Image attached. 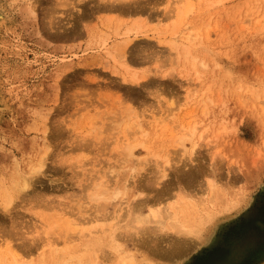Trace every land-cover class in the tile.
<instances>
[{"label":"rangeland","instance_id":"rangeland-1","mask_svg":"<svg viewBox=\"0 0 264 264\" xmlns=\"http://www.w3.org/2000/svg\"><path fill=\"white\" fill-rule=\"evenodd\" d=\"M186 1L0 0L11 17L0 31V264H89L90 245L95 264H167L154 251L176 237L168 220L180 205L217 192L218 208L237 198L244 208L223 230L249 208L264 209V0H189L181 29L195 36L200 79L171 70L173 57L156 41L177 37L159 30ZM51 15L63 22L60 34L50 33ZM127 36L134 39L124 62L147 74L140 83L122 80L107 55L122 60ZM194 145L204 169L215 164L212 189L211 169L199 177L201 188L174 182L176 167L193 166ZM44 153L47 166L32 177L27 165ZM166 158L177 185L162 202L141 207L151 219L161 208L166 226L148 222L149 233L123 226L135 194L155 192ZM21 175L31 177L25 190ZM67 215L79 231L97 229L87 242L82 232L72 235L79 256L74 246L54 250L74 231ZM114 222L122 225L116 237L108 230ZM155 235L166 240L153 246Z\"/></svg>","mask_w":264,"mask_h":264},{"label":"bare ground","instance_id":"bare-ground-1","mask_svg":"<svg viewBox=\"0 0 264 264\" xmlns=\"http://www.w3.org/2000/svg\"><path fill=\"white\" fill-rule=\"evenodd\" d=\"M188 3L189 0L181 4V6L177 9V11L175 12L174 22L172 21L170 25L164 27V30H159L160 34L163 35L177 33L175 35L177 37L170 36L166 38V40H163L161 36H159L156 41L160 43L164 41L163 43L166 44L167 50L173 57V67L171 68V70L177 69L179 73L183 75L200 79V75L195 68L196 58L192 57L191 55L190 44L193 38H195V36L192 35L191 31L185 32L181 29L185 23L183 22L185 15L190 9ZM30 11L34 13V8L31 7ZM52 15L50 16V19L55 16V13L54 16ZM109 18L110 17H108L107 21H109ZM50 19L48 26L50 29L56 27V31H54V33L50 31L48 32L54 35L60 34L62 32L60 29H62L61 25L63 24V22H61V19L58 16L54 17V20L50 21ZM55 19L57 21H55ZM10 21V15L7 13L6 8H4L3 5L0 3V31L2 28L7 27L9 24L8 22ZM104 31L105 30H103L102 32ZM133 39L134 38H130L129 36L124 39L122 46V60L118 59L114 52H112L111 50L107 51V55L111 57L110 59L112 66L117 68L115 70L119 72L122 80L140 83V81L144 80L147 74H145L144 71L132 70L131 67L126 64V52L128 50L130 51V49L127 48L132 44ZM203 64L205 65V63ZM193 69L195 72H193ZM165 75H167V73H164L162 76ZM192 93L193 92H191L188 97H190ZM1 97L2 96L0 94V110L2 109V107H4L3 100ZM122 138L124 140V147L126 148L129 154V152L132 151V148L134 146L131 145L130 142H128L130 138L129 133L125 132L124 135H122ZM190 152L192 153L190 159L192 162L194 161L193 166L186 170L180 169V166L176 167L175 181V178L173 177L172 179L170 175V170L173 167L170 164L167 165L169 163V160L166 158L165 163L162 166L163 171L160 175L163 176V179L159 181L158 177L157 180L154 182V184L157 185L155 192L151 195L145 194V192L143 191H140L135 194L132 203L128 207V211L130 214L128 215L127 213L128 218L126 221H124V224H122L123 226L134 225L138 228L140 233L150 232L148 227L149 225L147 224L148 222H154L157 227L166 226V223L164 222L165 218H163L164 216L160 213L161 208H155L157 211L155 216L156 218L151 219L152 214L147 210L142 209V204L152 199H154V201L162 202V200L169 197V194L172 192V189L175 188V185H177L175 183L178 180H186L187 185H189L190 187H196V185L194 184L196 182L197 185L201 184V180L198 182V180L200 179L199 177L201 175L206 176V170L211 169L208 170L207 173L210 171V174H215L216 168L214 170L215 164L213 165V162L210 166H207L209 168L206 167L207 169H204L205 167L203 166V168L200 165V161L198 162V160L195 159L198 155L196 152V145L191 148ZM46 158L47 155L46 153H44L38 159V161L33 164L27 165L28 168H31L32 177L43 173L44 167L47 166ZM16 162L20 161L16 160ZM183 166H186V164H184ZM16 168L19 170L18 164ZM111 171L114 172V170ZM209 173L206 176L208 179L207 183L210 189H212L213 177L209 175ZM186 175L187 177L185 179L184 177ZM21 176L23 178V181L22 185L19 186V188L25 190L32 184L31 177L27 178L24 175ZM203 179L205 178H202V180ZM20 184L21 182H16L14 185L16 186ZM100 184L102 190L107 189V183L100 182ZM90 186L91 185H89V187ZM93 187L94 184L92 188ZM117 191L119 190L117 189ZM92 196L95 199L103 197L102 195L96 194V191L92 192ZM217 196L218 198H220L219 192L216 193L215 197L210 196L206 199H203L205 201L196 203V205H180L179 207L181 209H179L177 213L173 212L172 216L169 217L168 222L169 227L171 228V233L175 234L176 237L174 239L168 237L169 240L164 241L166 239L163 238V236L155 235L154 237L156 240L152 241L153 246H157V242L160 244L161 241H164V246H162L164 248H162L160 251H154L157 255L165 259L164 262H167V264H257V262L264 260V209H260L257 207L249 208L247 211H245V213L241 217V220L237 222L235 226H228L225 227V229L223 230L221 228L222 224L225 221H231V219H233L241 211V208H244V206H241L237 198L229 197L223 199L220 208H218L216 204ZM64 218L66 227H73L74 231L72 233H69L67 230V235L65 236L66 240H64L63 248H60L59 245L56 244L54 246V250H64L65 248L74 246V256H79L80 254L77 252V240L79 237L73 238L72 235H86L88 238L86 240L87 242L91 241L90 238L95 237L94 234L96 233L97 229L85 228L83 231H79V221L73 218H69L68 215ZM122 225L117 222L111 224L110 227H108V230H110L111 232V236L116 237V231ZM102 227L107 229L103 225ZM67 242L68 244H66ZM142 243L146 244L151 249L158 250V247H151L150 242L146 239L143 240ZM86 249L91 253L89 264H95V262L97 263L98 258L97 255H94L93 246H87ZM24 264H26V261L24 262ZM78 264L85 263L80 262ZM132 264L134 263L132 262Z\"/></svg>","mask_w":264,"mask_h":264}]
</instances>
